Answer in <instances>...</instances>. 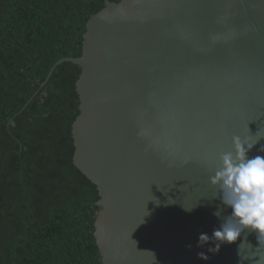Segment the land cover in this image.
Listing matches in <instances>:
<instances>
[{
    "label": "water",
    "instance_id": "water-1",
    "mask_svg": "<svg viewBox=\"0 0 264 264\" xmlns=\"http://www.w3.org/2000/svg\"><path fill=\"white\" fill-rule=\"evenodd\" d=\"M63 62L82 68L74 164L100 193L103 264H238L236 244H196L219 224L220 155L264 136V0H107Z\"/></svg>",
    "mask_w": 264,
    "mask_h": 264
},
{
    "label": "trees",
    "instance_id": "trees-1",
    "mask_svg": "<svg viewBox=\"0 0 264 264\" xmlns=\"http://www.w3.org/2000/svg\"><path fill=\"white\" fill-rule=\"evenodd\" d=\"M106 1L0 0V264H103L100 193L74 164L82 68L56 64Z\"/></svg>",
    "mask_w": 264,
    "mask_h": 264
},
{
    "label": "clouds",
    "instance_id": "clouds-1",
    "mask_svg": "<svg viewBox=\"0 0 264 264\" xmlns=\"http://www.w3.org/2000/svg\"><path fill=\"white\" fill-rule=\"evenodd\" d=\"M262 138L258 132L243 139L234 136V150L220 155L210 177V184L217 189L213 200L220 201L213 212L219 224L211 236L199 233L196 244L198 248L212 245L207 252L213 254L222 245L236 244L238 264H264V155L249 156ZM258 152L264 153V145ZM192 209L185 208L189 212ZM250 235L255 236V245L249 241ZM187 247L191 249L192 245ZM197 257L209 259L205 252H198Z\"/></svg>",
    "mask_w": 264,
    "mask_h": 264
}]
</instances>
